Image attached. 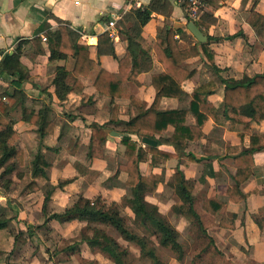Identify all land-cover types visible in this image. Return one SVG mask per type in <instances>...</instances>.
<instances>
[{
  "label": "crops",
  "instance_id": "1",
  "mask_svg": "<svg viewBox=\"0 0 264 264\" xmlns=\"http://www.w3.org/2000/svg\"><path fill=\"white\" fill-rule=\"evenodd\" d=\"M210 1L201 11L198 22L194 23L207 38L203 44H207L213 53L215 68L209 66L201 53V43L187 30L189 22L185 8L176 0H141L140 8L150 10L151 14L139 32L132 29L137 24L132 12L138 8L128 7V0H0V98L7 107L0 112V116L13 123L17 134L15 146L23 152V165H17L7 178L11 182L8 188H4L0 180V213L5 212L11 218L9 227H13L16 233L22 232L23 236L27 228L35 230L34 226L43 221L41 207L45 192L50 188L53 190L48 212L68 208L78 197L92 200L100 196L119 205L123 200L131 199L128 174L119 169L127 164L121 140L130 138L138 147L145 149L146 146H153L160 154L154 161L148 154L147 160L138 165L147 185L144 199L155 206L178 232L180 243L188 238L192 230L202 235L196 224L190 223L184 216L187 204L183 203L179 185L173 180L177 168L183 173L186 186L195 189L193 210L203 230L212 238L213 246L225 257L226 264H239L231 256L241 259L242 264H264V149L254 154L252 176L240 187L247 198L232 203L227 189L235 184L234 157L249 148L250 137L244 134L241 125L224 117L225 84L222 81L264 74V45L258 37L261 27L254 29L247 22L252 12L264 17V0ZM114 16L116 24L113 33H110L108 22ZM61 27L73 33V43L88 47L90 59L94 62L88 75L77 78L82 93L69 92L64 100L56 95L53 80L58 68L72 73L75 60L71 56L64 60H49L46 40L47 35H56ZM166 30L174 31L178 50L197 46L200 55L178 66L195 74L181 84L179 98L163 97L158 110L171 112L186 108L193 90L203 84L210 82L216 89L206 96L205 102L218 112L219 121L208 117L202 130L204 136L199 141H187L185 146L172 140V126L153 139L147 138L154 145L127 133L125 124L137 116L135 107L128 99L102 95L94 86L102 70L115 75L119 73L118 59L127 52L128 38L132 41V48L144 51L145 42H155ZM104 33L109 36L116 59L106 50H98V37ZM34 40H37L43 53L36 52ZM12 55L19 56L20 68L25 76L23 80L2 69L5 57ZM139 66L136 82L129 81L123 88L138 101L150 106L156 95L152 77L162 74L164 68L154 51L150 56H144ZM6 97H12L14 103L12 100L9 103ZM114 107L117 108L115 122L112 120ZM23 110L36 116L43 115L46 124H53V132L39 139L38 126L29 122V115H25ZM91 124L103 127L106 133L101 148L91 147ZM195 125L194 116L188 115L185 126ZM251 135H264V120L252 123ZM77 142L79 145L73 154ZM183 154H190L200 162L185 168L182 165ZM37 155H41L48 166L41 168L45 177H32V162ZM166 155L171 158L167 159ZM74 164L84 168L89 177L94 175V181L89 183ZM148 180L151 184L147 183ZM32 182L39 188L37 191L25 189ZM150 188L154 190L150 191ZM217 201L224 207L214 216L208 210H212ZM123 209L126 216H132L128 208ZM29 210L31 212H27ZM222 216L233 224L232 229L219 226ZM50 225L62 237H68L64 233L68 226H76L72 236L68 237L73 238L85 223L74 221L60 225L53 222ZM8 237L12 248L17 247L18 241L15 243ZM2 241L0 251L8 252L2 247ZM191 245L188 244L189 247ZM83 248V257H88V248ZM45 249L47 251L49 247ZM91 257L100 261L101 255L95 253ZM184 258L179 264H183ZM3 261L0 264L8 263ZM14 263L19 261L13 260Z\"/></svg>",
  "mask_w": 264,
  "mask_h": 264
},
{
  "label": "trees",
  "instance_id": "2",
  "mask_svg": "<svg viewBox=\"0 0 264 264\" xmlns=\"http://www.w3.org/2000/svg\"><path fill=\"white\" fill-rule=\"evenodd\" d=\"M210 2V0L206 1V3ZM132 14L137 21V24L132 29L139 32L149 21L151 11L138 8ZM198 20L194 22H198ZM187 21L191 22L188 17ZM247 22L254 29L261 27L258 37L260 43L264 45V17L252 12ZM207 27L205 26V28ZM72 35L73 33L67 28L61 27L56 35L52 34L46 37L49 44V60H64L68 56H71L75 60L72 73H68L64 68L57 69L53 85L55 87V93L60 100H64L66 94L69 92L82 93V86L77 78L88 75L94 65V62L90 59L88 47L73 43L75 41L72 39ZM174 37V31L166 30L163 35L157 37L155 42H145L143 44L144 51L132 48V41L128 38L127 52L123 58L118 59L119 73L115 75L102 70L98 74L94 86L102 95L111 98L119 97L128 99L135 107L137 116L125 124L127 133L137 135L139 138L153 139L156 134H161L168 127L172 126L174 127L172 140L176 144L179 143L181 146H185L187 141H199L204 136L202 130L208 121V117H212L213 121L218 122L219 115L217 111L205 102L206 96L214 93L216 90L210 82L193 90L186 108L171 112H160L158 110L159 102L163 97L179 98L181 95V84L195 74L194 71H183L178 66L183 61L200 55L197 46L184 51L178 50ZM34 42L36 52L43 53V50L38 48L39 43L37 40H34ZM98 50L99 52L106 50L109 55L116 59L112 43L107 33L98 37ZM200 50L207 59L209 66L215 68L213 64V53L208 49L207 44H200ZM152 51H154L157 60L163 66L164 72L152 77V85L156 95L153 103L147 106L145 103L131 96L123 88V85L129 81L136 82L141 61H143L144 56H150ZM2 69L7 71L9 75L18 77L19 80H23L25 77L20 68L18 55L6 56ZM222 81L225 84L223 97L225 105L224 117L234 124L241 125L244 134L250 137L249 148L234 157L236 167L235 184L229 186L227 189L229 200L232 203H239L247 198V194L242 193L240 187L252 176L254 166L253 156L256 152L264 149V135H251L252 123H258L264 120V74L244 77L241 80L226 79ZM6 98L9 103H12V101L14 103L12 97ZM3 103L4 100L0 98V112L5 111L7 108ZM23 112L25 115H29V122L31 124L38 126L39 139L53 132V124H46L43 115L36 116L31 111L26 110H23ZM190 114L194 116L196 121L194 127L185 126L187 116ZM112 120L113 122L117 121L116 107L112 110ZM90 129L92 131L91 147L101 148L106 140V133L103 127L97 124H91ZM16 141L17 134L13 129V123L1 115L0 180H2V186L4 188H8L11 183L7 178L13 173L15 167L17 165H23V152L15 146ZM121 143L125 146L124 157L127 164L124 167L120 166L119 169L128 174L127 186L131 188V199H125L119 205L115 202H108L100 196L92 200L78 197L70 207L59 212H48V205L53 190V188H50L51 190L49 189L45 192L41 207L43 216L42 223L35 225V230L27 228L25 235L33 237L37 231L52 234L54 231L51 229L50 224L53 222L60 225L74 221L84 222L85 226L75 237L61 238L63 241L71 242L65 248L60 249L61 252L64 251L69 254V257L77 255L82 260L87 261V259H90L88 257H91L94 251H98L106 256L113 264H128L131 253L126 245L131 244L138 248L141 258L150 259L151 264H160L154 247V238L161 247L173 252L178 262H182L186 248L180 243L178 232L169 224L165 217L159 214L155 206L147 203L144 199L146 192L145 186L147 185L145 178L140 175L138 165L147 160L148 154L151 155L152 161L156 160V156L160 154L153 146H146L145 149L138 147L137 143L130 140V138H123ZM78 145L79 143L77 142L72 150L73 154ZM165 157L167 159L171 158L169 155ZM182 158V165L185 168L192 163L200 162L199 159L190 154H183ZM74 165L77 171L89 183L94 181V175L89 177L88 172L84 168L78 164ZM46 167L48 166L44 158L41 155H37L32 162V177H45V173L41 168ZM173 180L179 185V194L183 199V203L187 204V209L184 214L185 218L190 223L196 224L202 237L208 241V250L213 247L216 254L222 255L213 246L214 242L212 238L203 230L199 217L193 210L192 198L196 194L195 189L186 186L187 182L179 168L175 170ZM25 189L37 191L39 188L32 182ZM153 190V188H150V191ZM124 207L129 209L132 214V220L124 214ZM223 207L224 204L217 201L215 207L212 210H208V212L216 216ZM10 221L11 218L7 216V213H0V229L9 227ZM132 225L140 228L141 232L138 233L132 229ZM99 226L112 228L119 235L120 241L109 236ZM219 226L228 229L234 227L231 222L227 221L225 216H222ZM22 235H24L22 232L14 234V242L16 243ZM83 246L88 248V257H83V253H85Z\"/></svg>",
  "mask_w": 264,
  "mask_h": 264
},
{
  "label": "rangeland",
  "instance_id": "3",
  "mask_svg": "<svg viewBox=\"0 0 264 264\" xmlns=\"http://www.w3.org/2000/svg\"><path fill=\"white\" fill-rule=\"evenodd\" d=\"M147 183L151 184L150 180H148ZM27 212H31V210ZM127 217L132 220L131 215H128ZM99 227L109 236L120 241L119 235L112 228L108 226ZM131 227L138 233L141 232L140 228H138L137 226L132 225ZM74 228L77 227L74 225H70L66 228L64 233L68 234V237H70L74 232ZM14 234H16V230L13 229V227H7L6 229L0 231V240L3 239V244L1 245L4 249L9 250L8 252L4 250L0 251V262L4 260L3 262L6 263L7 260L8 263L6 264H13L14 260L19 261V263L17 264H25L28 263V261H31L30 264H52L55 262L58 264H113L106 256L98 251H94L93 254L99 253L103 258L101 259L100 257V261H97L95 257L94 259H92V257H88L92 259L91 261H89L90 259L84 261L77 255L69 257V254L65 253L64 251L61 252L60 249L65 248L71 242L66 240L63 241L61 239L63 237L55 233V231L52 234L37 231L35 236L33 237L22 235L18 238V242L15 245L17 247L12 248V242H9L8 235L12 238L13 241ZM188 238L184 239L182 237V239L185 240L182 245L184 248H186L183 264H226L225 257L216 254L215 251L211 248L208 250L207 241L203 239L198 233H196V231L192 230L191 233H189ZM153 241L155 243L154 245L156 246V252L160 264H179L173 252H171L167 248L161 247V245H159L154 238ZM189 243L192 244L190 247L188 246ZM47 246L49 247V249L45 251V248ZM126 246L131 253V258L128 261V264H151L150 259L141 258L140 252L137 247L131 244H127ZM231 257L237 263L242 264L241 259L235 256ZM170 260L172 261V263H170Z\"/></svg>",
  "mask_w": 264,
  "mask_h": 264
},
{
  "label": "built area",
  "instance_id": "4",
  "mask_svg": "<svg viewBox=\"0 0 264 264\" xmlns=\"http://www.w3.org/2000/svg\"><path fill=\"white\" fill-rule=\"evenodd\" d=\"M179 4H181L187 13V17L192 21H196L199 19L201 11L206 6L207 0H176ZM132 8H140L141 7V0H128V7ZM116 18L113 17L112 20L108 22V29L110 33H113Z\"/></svg>",
  "mask_w": 264,
  "mask_h": 264
},
{
  "label": "water",
  "instance_id": "5",
  "mask_svg": "<svg viewBox=\"0 0 264 264\" xmlns=\"http://www.w3.org/2000/svg\"><path fill=\"white\" fill-rule=\"evenodd\" d=\"M187 30L193 35V37L201 44L205 43L207 41L206 36L197 28L194 22H189L187 24ZM143 142L146 144H152L155 143L152 140H149L147 138L143 139Z\"/></svg>",
  "mask_w": 264,
  "mask_h": 264
}]
</instances>
